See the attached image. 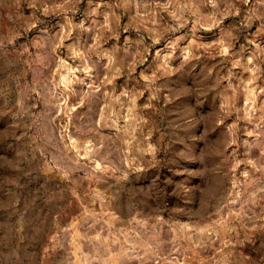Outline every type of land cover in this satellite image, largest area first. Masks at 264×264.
Masks as SVG:
<instances>
[{"label": "rangeland", "instance_id": "374dc122", "mask_svg": "<svg viewBox=\"0 0 264 264\" xmlns=\"http://www.w3.org/2000/svg\"><path fill=\"white\" fill-rule=\"evenodd\" d=\"M0 264H264V0H0Z\"/></svg>", "mask_w": 264, "mask_h": 264}]
</instances>
